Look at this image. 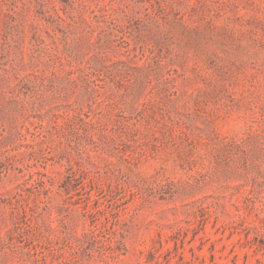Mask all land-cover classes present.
<instances>
[{"label": "rangeland", "instance_id": "obj_1", "mask_svg": "<svg viewBox=\"0 0 264 264\" xmlns=\"http://www.w3.org/2000/svg\"><path fill=\"white\" fill-rule=\"evenodd\" d=\"M0 264H264V0H0Z\"/></svg>", "mask_w": 264, "mask_h": 264}]
</instances>
